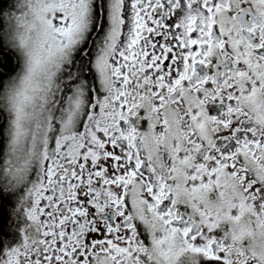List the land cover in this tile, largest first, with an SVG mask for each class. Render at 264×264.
I'll list each match as a JSON object with an SVG mask.
<instances>
[{
  "label": "snow or ice",
  "instance_id": "6c2138e0",
  "mask_svg": "<svg viewBox=\"0 0 264 264\" xmlns=\"http://www.w3.org/2000/svg\"><path fill=\"white\" fill-rule=\"evenodd\" d=\"M0 264H264V0H0Z\"/></svg>",
  "mask_w": 264,
  "mask_h": 264
}]
</instances>
